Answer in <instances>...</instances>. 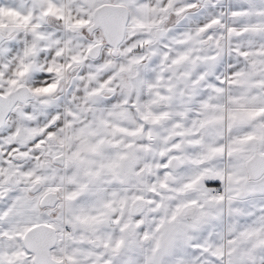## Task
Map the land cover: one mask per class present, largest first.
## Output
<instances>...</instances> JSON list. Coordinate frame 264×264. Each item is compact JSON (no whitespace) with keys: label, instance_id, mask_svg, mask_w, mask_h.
Returning a JSON list of instances; mask_svg holds the SVG:
<instances>
[{"label":"snow or ice","instance_id":"snow-or-ice-1","mask_svg":"<svg viewBox=\"0 0 264 264\" xmlns=\"http://www.w3.org/2000/svg\"><path fill=\"white\" fill-rule=\"evenodd\" d=\"M0 264H264V0H0Z\"/></svg>","mask_w":264,"mask_h":264}]
</instances>
